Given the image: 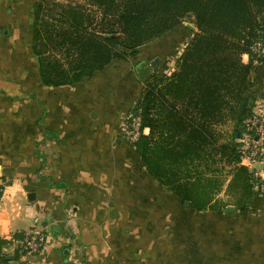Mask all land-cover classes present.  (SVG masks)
Returning a JSON list of instances; mask_svg holds the SVG:
<instances>
[{
    "label": "crops",
    "instance_id": "obj_1",
    "mask_svg": "<svg viewBox=\"0 0 264 264\" xmlns=\"http://www.w3.org/2000/svg\"><path fill=\"white\" fill-rule=\"evenodd\" d=\"M36 1L0 0V237L10 239L0 264H264L261 193L240 211L227 194L230 176H221L222 207L197 211L152 177L123 138L122 112L140 97L131 92L135 66L116 60L74 84L41 83ZM194 32L170 33L157 48L159 74L175 69ZM250 78L253 111L264 113V61ZM233 126L218 123L222 141ZM36 221L47 242L38 254L20 253L16 241Z\"/></svg>",
    "mask_w": 264,
    "mask_h": 264
},
{
    "label": "trees",
    "instance_id": "obj_2",
    "mask_svg": "<svg viewBox=\"0 0 264 264\" xmlns=\"http://www.w3.org/2000/svg\"><path fill=\"white\" fill-rule=\"evenodd\" d=\"M82 4L37 0L33 49L41 83L60 87L81 81L194 16L197 31L167 75L141 82L130 74L143 134L135 143L147 172L197 211L221 208L216 198L229 168L227 194L248 210L255 171L240 163L236 139L256 102L251 70L263 61L264 0H89ZM249 55L245 63L243 56ZM232 121L225 140L216 127ZM222 163L223 165L219 166ZM264 169V165H263ZM227 172V173H228ZM4 190L0 184V196ZM201 237V234L198 232ZM196 235L197 238L200 237ZM10 239L0 237V252Z\"/></svg>",
    "mask_w": 264,
    "mask_h": 264
},
{
    "label": "built area",
    "instance_id": "obj_3",
    "mask_svg": "<svg viewBox=\"0 0 264 264\" xmlns=\"http://www.w3.org/2000/svg\"><path fill=\"white\" fill-rule=\"evenodd\" d=\"M264 51V44L258 43L257 48ZM122 136L129 144H135L148 128L142 125V118L135 108L126 112L122 117ZM240 152L241 165L252 168L257 177L255 190L264 196V169H258V164L264 165V113L254 110L245 121V130L236 139ZM1 197V196H0ZM47 230L44 225L36 221L22 238L16 241L20 253L38 254L47 242Z\"/></svg>",
    "mask_w": 264,
    "mask_h": 264
},
{
    "label": "rangeland",
    "instance_id": "obj_4",
    "mask_svg": "<svg viewBox=\"0 0 264 264\" xmlns=\"http://www.w3.org/2000/svg\"><path fill=\"white\" fill-rule=\"evenodd\" d=\"M54 1H58V2L63 3V4H68V3H72V4H82L84 7L86 6V8L88 9V11H90L91 13L93 12V15H95V13H96V11H95L96 8L90 5L89 0H54ZM194 21H195L194 16L193 15H189L187 17L186 21L182 24V26L177 27L178 30H172V31H169L168 33H166V38L161 36V38L154 39V41L156 43H152L154 41L147 42L145 45H143L139 49V54L137 56L130 57L128 59L129 68L130 69H134V66H136L141 61H147L149 64H152L153 60L156 59V57H160L161 56V50L159 51L157 48L159 47L161 49V47L165 46L166 43L168 44L170 42V39L172 38V35L170 33H172V34H175L176 33L177 37H179L178 35H180V33L185 34V37L186 36H189V34H188V28L192 29L189 25H191V26L194 27V29H192L193 31H195V32L197 31V28L195 26ZM162 39H167L168 41H166V40L161 41ZM181 40H184V39H181ZM162 54H163V52H162ZM126 62L127 61H125V62L124 61H120L117 64H119V65H121V66L124 67V65L126 66L127 63H128V62L127 63ZM174 62L175 61L172 60L171 69L174 68V66H175V63ZM159 71H160V69H157L154 72L155 75H157V76L160 75L159 74L160 73ZM128 109H130V108H126V110H128ZM126 112L127 111H125V110L122 112L121 118L124 117V115L126 114ZM122 124H123V121H122ZM221 165H223V164L220 163L219 166H221ZM228 171H229V168H224V170L222 171V174H220V175H222V177L223 176L230 175V173Z\"/></svg>",
    "mask_w": 264,
    "mask_h": 264
},
{
    "label": "water",
    "instance_id": "obj_5",
    "mask_svg": "<svg viewBox=\"0 0 264 264\" xmlns=\"http://www.w3.org/2000/svg\"><path fill=\"white\" fill-rule=\"evenodd\" d=\"M192 29H194L193 26L189 25ZM264 61V57H263ZM160 59L156 58L152 62V64H149L147 61H141L135 66V70L138 74L139 79L144 82L147 78H149L155 70L158 69ZM152 65V66H151ZM66 254H69L66 252Z\"/></svg>",
    "mask_w": 264,
    "mask_h": 264
}]
</instances>
